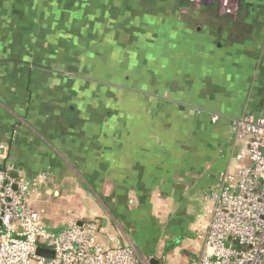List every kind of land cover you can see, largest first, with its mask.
<instances>
[{
    "label": "crops",
    "instance_id": "0c3cea01",
    "mask_svg": "<svg viewBox=\"0 0 264 264\" xmlns=\"http://www.w3.org/2000/svg\"><path fill=\"white\" fill-rule=\"evenodd\" d=\"M219 1L0 0V148L50 231L198 250L233 122L264 114V0Z\"/></svg>",
    "mask_w": 264,
    "mask_h": 264
},
{
    "label": "built area",
    "instance_id": "2783aa9c",
    "mask_svg": "<svg viewBox=\"0 0 264 264\" xmlns=\"http://www.w3.org/2000/svg\"><path fill=\"white\" fill-rule=\"evenodd\" d=\"M240 2L220 0V13L236 16ZM232 129L242 143L237 168L212 194L211 220L200 237L204 246L198 264H264V114L237 119ZM15 172L1 147L0 264H151L135 246L112 234L109 244L101 242L98 226L80 225L73 215L63 231H50L43 211L33 206L34 185L15 177ZM39 248L53 256L39 255Z\"/></svg>",
    "mask_w": 264,
    "mask_h": 264
},
{
    "label": "rangeland",
    "instance_id": "374dc122",
    "mask_svg": "<svg viewBox=\"0 0 264 264\" xmlns=\"http://www.w3.org/2000/svg\"><path fill=\"white\" fill-rule=\"evenodd\" d=\"M52 210H54V209H48V211L51 213L52 212ZM71 215H67L68 217H70V216H76V217H78L79 216V214L77 213V211H75V210H71ZM69 213V214H70ZM80 217V216H79ZM78 217V218H79ZM45 225H46V227H47V225H48V222H46L45 223ZM62 224H60V226H61ZM48 228V227H47ZM64 230V229H63ZM62 230V231H63ZM56 232V231H55ZM59 232H61V230H59V231H57L56 233H59ZM178 241L176 242L177 244H179L180 243V239H177ZM198 250H191L190 252H187V253H185L184 255H182L183 256V259L180 261V263H178V260L174 257V255H172V256H170V259H169V261H168V264H198V261H199V259H200V257H201V254H202V251H200V248L204 245V242H203V240H199L198 242ZM147 260H149L150 258H149V256H147V255H145L144 256ZM164 264H167L166 262H164Z\"/></svg>",
    "mask_w": 264,
    "mask_h": 264
},
{
    "label": "water",
    "instance_id": "95a60500",
    "mask_svg": "<svg viewBox=\"0 0 264 264\" xmlns=\"http://www.w3.org/2000/svg\"><path fill=\"white\" fill-rule=\"evenodd\" d=\"M14 176L17 177L18 175L14 174ZM80 225H82V223H80ZM38 254L45 256V257H52L53 256V253L51 251L44 250L42 248L38 249ZM151 264H159V262L156 259H151Z\"/></svg>",
    "mask_w": 264,
    "mask_h": 264
}]
</instances>
